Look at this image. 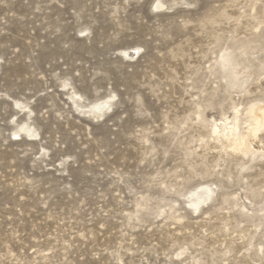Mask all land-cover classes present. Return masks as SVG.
Instances as JSON below:
<instances>
[{"label":"rangeland","instance_id":"374dc122","mask_svg":"<svg viewBox=\"0 0 264 264\" xmlns=\"http://www.w3.org/2000/svg\"><path fill=\"white\" fill-rule=\"evenodd\" d=\"M252 106L264 0H0V264H264Z\"/></svg>","mask_w":264,"mask_h":264},{"label":"bare ground","instance_id":"6f19581e","mask_svg":"<svg viewBox=\"0 0 264 264\" xmlns=\"http://www.w3.org/2000/svg\"><path fill=\"white\" fill-rule=\"evenodd\" d=\"M128 52H126L127 54ZM129 55V54H128ZM104 107V104H95L92 106V110H101L102 108ZM100 112V111H99ZM239 113V112H238ZM248 113L250 114L251 116V120H252V123L250 125V128H249V131L247 133L249 134H239V137H237V132L239 131V127H238V123H234L233 126H232V134L229 135L227 133V137L230 136L234 143V145L237 146V148L241 149V146L246 144L248 138L251 139V140H256V142L258 143H263L262 142V137H260L263 132H264V107H256V106H252L248 109ZM235 118V117H234ZM238 119V118H237ZM237 121V120H236ZM227 126V125H226ZM225 127V125H224ZM228 127V126H227ZM216 128V131L219 130V133L220 135L221 134V130H220V127H217L215 126ZM225 129V128H224ZM241 129V128H240ZM229 130V129H228ZM248 130V129H247ZM215 129H214V132H216ZM226 131V130H225ZM224 134V133H223ZM218 136V135H217ZM229 137V138H230ZM247 145V144H246ZM243 147V146H242ZM248 148V147H247ZM207 194L210 193V189L209 188H205ZM202 198V197H201ZM204 199H199V200H195L194 201V205L196 206V208H198V205L203 202Z\"/></svg>","mask_w":264,"mask_h":264}]
</instances>
